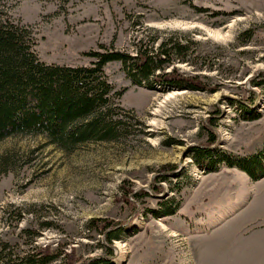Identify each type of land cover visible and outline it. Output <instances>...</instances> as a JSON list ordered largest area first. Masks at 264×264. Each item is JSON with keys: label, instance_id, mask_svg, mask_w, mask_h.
<instances>
[{"label": "rangeland", "instance_id": "1", "mask_svg": "<svg viewBox=\"0 0 264 264\" xmlns=\"http://www.w3.org/2000/svg\"><path fill=\"white\" fill-rule=\"evenodd\" d=\"M3 5L12 23L29 28L45 64L89 67L86 54L99 45L135 56L140 40L157 47L172 39L192 44L186 60L176 57L173 66L185 77H199L206 88L137 87L119 63H109L108 82L115 91L127 89L115 101L124 110L126 139L90 142L72 153L44 137L2 141L4 254L14 260L49 248L50 255H58L50 264H88L108 256L104 235L90 224L107 220L122 228L111 245V264H195L193 245H202L200 237L181 231L180 221L224 203L232 196L233 176L241 177L245 195L250 177L216 164V156L196 162L190 150L209 146L204 126L212 118L216 142L210 150L233 161L259 158L249 196L254 209L261 204V218L242 234L264 248V0H6ZM208 31H219L221 38ZM246 33L252 36L248 43ZM170 200L178 205L175 216L148 213ZM247 243L243 237L242 246Z\"/></svg>", "mask_w": 264, "mask_h": 264}, {"label": "trees", "instance_id": "2", "mask_svg": "<svg viewBox=\"0 0 264 264\" xmlns=\"http://www.w3.org/2000/svg\"><path fill=\"white\" fill-rule=\"evenodd\" d=\"M5 1L0 0V143L19 136L44 137L57 149L72 153L90 142L126 139L130 133L123 120L124 110L115 101L127 89L115 91L108 82L104 67L109 63H119L126 78L137 87L206 91L199 77H185L173 66L176 57L182 62L186 60L192 44L183 45L172 39L157 47L140 40L136 43L135 56L99 45L98 50L86 54L92 59L89 67L45 64L34 51L35 40L29 28L12 23L3 15ZM245 37L244 43H248L252 36L246 33ZM215 122L212 118L204 126L209 146L216 142ZM135 123L142 126L137 120ZM209 146L190 150L196 162L216 156L213 160L216 164L238 168L252 178L260 171L256 156L240 161L223 159V155L215 154ZM159 207L160 211L148 213L170 217L178 210V205L171 200L160 203ZM101 223L90 222L104 235L108 256L88 264H111V245L122 233V228L112 227L107 220ZM5 249L0 250V264H50L58 258L50 255L49 248H34L30 255L12 260L4 254Z\"/></svg>", "mask_w": 264, "mask_h": 264}, {"label": "crops", "instance_id": "3", "mask_svg": "<svg viewBox=\"0 0 264 264\" xmlns=\"http://www.w3.org/2000/svg\"><path fill=\"white\" fill-rule=\"evenodd\" d=\"M236 177L233 176V185L228 189L232 196L224 199V203L214 202L207 207L204 216L180 221L181 231L192 238L200 237L202 245H193L195 264H264V248L252 244L253 236L248 238L242 234L261 218V204L257 201V210L254 209V200L249 196L252 191L250 177L245 178L247 192L243 196L239 184L241 177L239 181ZM243 237L248 242L245 247L242 246Z\"/></svg>", "mask_w": 264, "mask_h": 264}, {"label": "bare ground", "instance_id": "4", "mask_svg": "<svg viewBox=\"0 0 264 264\" xmlns=\"http://www.w3.org/2000/svg\"><path fill=\"white\" fill-rule=\"evenodd\" d=\"M207 35L215 40H219L221 38V35L219 31L214 32V31H208ZM181 94V93H177ZM118 249L121 251L122 246L120 244H117ZM123 252V251H122Z\"/></svg>", "mask_w": 264, "mask_h": 264}, {"label": "built area", "instance_id": "5", "mask_svg": "<svg viewBox=\"0 0 264 264\" xmlns=\"http://www.w3.org/2000/svg\"><path fill=\"white\" fill-rule=\"evenodd\" d=\"M203 165L208 167V162H203Z\"/></svg>", "mask_w": 264, "mask_h": 264}]
</instances>
